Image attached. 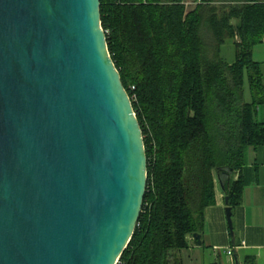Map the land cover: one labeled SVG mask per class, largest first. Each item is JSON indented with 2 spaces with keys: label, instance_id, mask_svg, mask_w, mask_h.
<instances>
[{
  "label": "water",
  "instance_id": "water-1",
  "mask_svg": "<svg viewBox=\"0 0 264 264\" xmlns=\"http://www.w3.org/2000/svg\"><path fill=\"white\" fill-rule=\"evenodd\" d=\"M146 185L100 0H0V264H116Z\"/></svg>",
  "mask_w": 264,
  "mask_h": 264
},
{
  "label": "trees",
  "instance_id": "trees-1",
  "mask_svg": "<svg viewBox=\"0 0 264 264\" xmlns=\"http://www.w3.org/2000/svg\"><path fill=\"white\" fill-rule=\"evenodd\" d=\"M100 12L147 156L140 217L119 260L182 264L178 252L202 231L218 176L228 204H239L244 183L233 176L246 148L264 144L254 118L264 64L251 57L264 36V0H196L192 8L184 0H100ZM228 40L232 62L219 52Z\"/></svg>",
  "mask_w": 264,
  "mask_h": 264
},
{
  "label": "crops",
  "instance_id": "crops-1",
  "mask_svg": "<svg viewBox=\"0 0 264 264\" xmlns=\"http://www.w3.org/2000/svg\"><path fill=\"white\" fill-rule=\"evenodd\" d=\"M184 2L187 6V0ZM251 57L264 64V41L252 47ZM259 97L254 118L264 124V75ZM251 100L252 95L248 102ZM238 176L244 187L239 204L231 206L235 245L231 242L224 213L223 182L218 176L215 201L205 209L202 231L197 232L201 244H195L193 237H188V246L178 252L182 264H234V254L241 264L246 259L247 264H264V144L246 148L243 166L233 178ZM227 248L232 249L231 257L225 252Z\"/></svg>",
  "mask_w": 264,
  "mask_h": 264
},
{
  "label": "rangeland",
  "instance_id": "rangeland-1",
  "mask_svg": "<svg viewBox=\"0 0 264 264\" xmlns=\"http://www.w3.org/2000/svg\"><path fill=\"white\" fill-rule=\"evenodd\" d=\"M196 0H187V7L188 8H192L195 5ZM205 30H203L204 32ZM263 41L256 43L253 47L261 44ZM220 56L226 60L227 62H232L235 58V49L233 46V43L228 40L225 43H223L220 46ZM250 96H251V91L249 90V86H248V82H247V78L245 76L244 78V85H243V97L245 101H249L250 100ZM225 213V210H224ZM189 236H187V239Z\"/></svg>",
  "mask_w": 264,
  "mask_h": 264
},
{
  "label": "built area",
  "instance_id": "built-area-1",
  "mask_svg": "<svg viewBox=\"0 0 264 264\" xmlns=\"http://www.w3.org/2000/svg\"><path fill=\"white\" fill-rule=\"evenodd\" d=\"M262 41H264V36H263V38H262ZM225 252H226L227 255H229V256L231 257V255H232V249H231V248H227V249L225 250ZM116 264H121V262H120L119 259L117 260Z\"/></svg>",
  "mask_w": 264,
  "mask_h": 264
}]
</instances>
